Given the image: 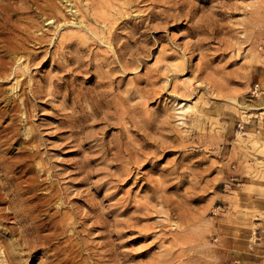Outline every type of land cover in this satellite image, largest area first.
<instances>
[{
  "label": "rangeland",
  "instance_id": "1",
  "mask_svg": "<svg viewBox=\"0 0 264 264\" xmlns=\"http://www.w3.org/2000/svg\"><path fill=\"white\" fill-rule=\"evenodd\" d=\"M10 2L28 27L34 6ZM49 2L62 18H40L29 74L0 79L21 107L5 157L36 134L32 191L0 201V264H264V0Z\"/></svg>",
  "mask_w": 264,
  "mask_h": 264
},
{
  "label": "bare ground",
  "instance_id": "2",
  "mask_svg": "<svg viewBox=\"0 0 264 264\" xmlns=\"http://www.w3.org/2000/svg\"><path fill=\"white\" fill-rule=\"evenodd\" d=\"M64 1V0H62ZM127 3L129 4L130 0H125ZM167 0V2H174V4L178 5L179 7L182 6L184 4V0ZM133 2V1H132ZM162 2V1H161ZM166 2V3H167ZM10 0H0V79L1 80H7L10 78V76L12 75L14 79H16V77L18 75H22L25 74L26 72L28 73L29 70V65L27 63H30L31 59H35L39 56L40 52H36L33 54L30 53L27 48L28 45L31 42H35L37 41V43L43 44L44 43V33L41 32V34H34L35 31H39V21L41 20L40 18L44 15H46L47 12L51 11L52 15L57 19L60 20V18H62V15L60 14V10L58 9L56 3H47V4H37L36 0H20V8H23L24 10H29L31 11L32 9V5L34 6V8L32 10H34L35 12V19L33 20H29L28 21V27L24 26V25H19L16 24V20L14 21V23H11L9 20V10L10 9ZM23 5V6H22ZM132 5V4H131ZM166 5V4H165ZM173 5V4H172ZM127 6V5H126ZM133 6V5H132ZM164 6V4H163ZM174 6V5H173ZM117 7V6H116ZM130 7V6H129ZM167 7V6H166ZM171 5L169 8L171 10ZM186 7V6H185ZM189 7V6H188ZM186 7V8H188ZM190 8V7H189ZM174 9V8H173ZM185 9V8H184ZM194 9V8H193ZM166 10V9H165ZM189 10V9H188ZM187 10V11H188ZM47 11V12H46ZM125 11V10H123ZM184 11V10H183ZM50 13V14H51ZM120 13V12H119ZM139 13V12H138ZM165 13V12H164ZM163 13V15H164ZM195 13V12H194ZM150 14V13H149ZM166 14V13H165ZM175 14V13H174ZM177 14V13H176ZM117 15V14H116ZM120 16V14H118ZM172 15V14H171ZM118 16V17H119ZM123 16V15H122ZM183 16V15H182ZM180 16V17H182ZM186 17V19H190L192 17L190 10L188 12L185 13L184 15ZM150 17V16H149ZM154 18H157L156 15L153 16ZM162 17V16H161ZM125 18V17H124ZM128 18V17H127ZM131 18V17H130ZM152 17H150L151 19ZM164 18V17H163ZM167 18V17H166ZM133 19V18H132ZM161 19V18H158ZM170 19V18H169ZM177 19V18H176ZM175 19V20H176ZM184 19V18H183ZM185 19V20H186ZM123 20V19H122ZM121 20V21H122ZM167 20V19H166ZM165 20V21H166ZM182 20V19H181ZM180 20V21H181ZM44 21V19H43ZM152 21V20H151ZM200 21V20H199ZM199 21L198 25H199ZM41 22V21H40ZM57 22V21H55ZM64 23H66L65 21H63ZM120 22V21H119ZM126 22V21H125ZM175 22V21H174ZM140 23V22H138ZM42 24V23H41ZM127 24V23H126ZM129 24V23H128ZM44 25V24H43ZM42 25V26H43ZM197 25V26H198ZM41 26V27H42ZM200 27V26H199ZM193 28V27H192ZM194 28H196L194 26ZM203 28V27H202ZM33 29V30H31ZM198 29V27H197ZM200 29V28H199ZM41 30V29H40ZM194 29H192L193 31ZM202 30V29H201ZM201 30H198L201 31ZM195 32V30H194ZM202 32V31H201ZM36 33V32H35ZM39 33V32H38ZM47 33V32H46ZM197 33V32H196ZM93 34V33H92ZM114 35V34H113ZM94 37H96V35L93 34ZM34 44V43H33ZM36 44V43H35ZM43 47V46H42ZM40 48V47H39ZM42 51V50H41ZM48 53V52H47ZM21 54H26V58L25 56H20ZM122 54V53H121ZM18 55V56H17ZM118 55V54H117ZM120 56V55H118ZM118 58V57H117ZM121 59V58H120ZM27 61L26 64H23V66L21 64L22 61ZM82 63V61H79ZM119 62V61H118ZM122 62V59H121ZM78 63V62H77ZM31 64V63H30ZM80 64V63H79ZM121 64V63H119ZM93 64H91L92 66ZM94 66V65H93ZM125 66V63H124ZM79 67V66H78ZM88 67V66H87ZM86 67V68H87ZM60 68V67H59ZM76 68V67H75ZM93 68V67H91ZM79 70V69H76ZM82 71V70H81ZM80 71V72H81ZM29 74V73H28ZM27 75V74H26ZM63 75V74H62ZM26 77V76H25ZM61 77L59 80H61V82H57V84H62L64 83V78H66L67 76H65V74L63 76H59ZM12 78V79H13ZM18 78V77H17ZM58 77H56L57 80ZM26 79V78H25ZM23 80V79H22ZM33 80V79H32ZM69 80V79H68ZM90 80V79H89ZM28 82V81H27ZM26 82V83H27ZM70 83V82H69ZM19 84V81L16 82V85L13 87V89L17 87V85ZM28 85V84H27ZM34 82L27 87L28 88V92H25V89L23 87H21L20 85V89L21 94H25L24 96V101L21 104L24 108V113H26V116L24 118H22V120H19L18 122H23L26 124V122L28 121V118L30 117V113H31V109L27 100V96H32L35 97L37 96L38 93H40L37 88H35L34 86ZM63 85V84H62ZM45 86V85H44ZM51 87V85H50ZM40 88V87H38ZM55 88V87H54ZM19 89V90H20ZM24 89V90H23ZM17 91V89H16ZM15 91V92H16ZM13 92V96L14 93ZM43 92V91H42ZM47 92V91H46ZM1 93V92H0ZM18 93V92H17ZM20 93V91H19ZM55 93V92H53ZM102 93V92H100ZM41 94V93H40ZM46 94V93H45ZM51 94V93H50ZM18 95V94H17ZM47 95V94H46ZM45 95V96H46ZM50 96V95H49ZM52 97V95L50 96ZM58 97V96H57ZM19 98V97H18ZM4 99V97L2 99H0V102H2V100ZM8 100L4 101L3 107L6 111L8 112H13L14 114L12 115L11 119H10V123L7 127L2 128L0 130V201H2L3 197L7 198L10 197V199L8 198V202L9 205L13 204V202L15 203V201H17V203H21L20 199H18V196H22L25 193H29L32 191L33 189V180L34 177L33 175H29V173H32V167H31V161L33 159V155L31 154V150H30V145L29 143L34 142L36 139V134L35 132H33V130H27L25 132V138L23 140V146L21 145L19 148V155H21V157L18 158L14 157L13 155L9 156V157H5V151H11V146H12V142H19L18 139L21 137L20 132H19V128H17V119L15 118V112H17V110H19L20 104L17 106L15 105H11L10 102L14 101L13 97H8ZM38 99V98H37ZM42 99V97H41ZM40 99V100H41ZM31 100V99H30ZM33 102V99L31 100ZM36 102V101H35ZM45 102V101H43ZM40 103V102H38ZM31 105V103H30ZM35 105V104H34ZM37 105V103H36ZM32 107V106H31ZM22 110V109H21ZM37 110V109H35ZM33 111V110H32ZM3 112V111H2ZM1 113V112H0ZM33 113V112H32ZM5 114V113H4ZM22 115V114H21ZM69 121V120H68ZM27 125V124H26ZM25 125V126H26ZM24 126V125H23ZM20 127H22L20 125ZM24 128V127H23ZM37 129V128H36ZM7 131V132H6ZM21 131V130H20ZM3 132H5L3 134ZM40 138V137H39ZM38 138V140H39ZM42 140V139H41ZM21 142V141H20ZM41 144V143H40ZM25 145V146H24ZM19 146V144H18ZM41 149V148H40ZM42 151V150H41ZM104 151V150H103ZM45 152V151H44ZM43 152V153H44ZM102 152V151H101ZM131 153V152H130ZM106 154V153H105ZM128 154V153H127ZM15 155V154H14ZM46 155V154H45ZM8 156V155H7ZM44 158V157H43ZM45 159V158H44ZM35 163V162H34ZM36 164V163H35ZM34 169V168H33ZM44 169V168H43ZM16 175V176H15ZM27 176L26 178H24V180H19L21 177ZM46 176V175H45ZM49 176V175H48ZM55 176V175H54ZM40 178V177H39ZM49 178V177H48ZM52 178V177H51ZM49 180V179H48ZM55 180V179H54ZM46 182V181H45ZM58 182V181H57ZM24 186H22L21 184H24ZM48 183V182H47ZM43 184V183H42ZM45 185V184H44ZM55 185V184H54ZM38 186V185H36ZM46 187V186H45ZM62 188V187H61ZM65 189V188H64ZM35 190V189H34ZM51 190V189H50ZM48 191V190H47ZM65 191V190H64ZM58 192V191H57ZM66 192V191H65ZM56 193V192H55ZM58 194V193H57ZM63 194V193H62ZM37 195V194H36ZM35 195V196H36ZM59 195V194H58ZM65 195V194H64ZM55 196V195H54ZM53 196V197H54ZM37 197V196H36ZM62 197V196H61ZM55 198V197H54ZM53 198V199H54ZM35 199V198H34ZM60 199V197H59ZM39 201V200H38ZM57 201V200H56ZM3 202V201H2ZM44 202V201H43ZM61 202V201H60ZM1 203V202H0ZM8 204V203H7ZM36 204V203H35ZM8 205V206H9ZM18 205V204H17ZM16 205V206H17ZM7 206V207H8ZM12 206V205H11ZM10 206V207H11ZM22 206V205H21ZM39 207V206H38ZM62 207V205H61ZM19 209V208H18ZM23 209V207H22ZM28 209V208H27ZM21 210V209H20ZM35 210V209H34ZM33 210V211H34ZM92 210V209H91ZM24 211V210H23ZM29 211V210H28ZM37 211V210H36ZM25 212V211H24ZM11 213V212H10ZM13 215H17V211L16 209L12 210ZM23 214V213H22ZM6 216V214H5ZM20 216V214H19ZM97 216V215H96ZM92 217V216H91ZM98 217V216H97ZM96 218V217H95ZM96 220V219H95ZM80 221V220H79ZM98 221V220H97ZM83 223V222H82ZM78 224H81L80 222ZM77 224V225H78ZM113 232V231H112ZM115 232V231H114ZM107 233V232H106ZM111 233V232H110ZM109 234V231H108ZM107 234V235H108ZM112 234V233H111ZM114 234V233H113ZM116 234V233H115ZM110 236V234L108 235ZM49 246V245H48ZM93 253V252H92ZM97 254V252H96ZM99 259V258H98ZM97 260V259H96ZM60 264V263H59Z\"/></svg>",
  "mask_w": 264,
  "mask_h": 264
}]
</instances>
